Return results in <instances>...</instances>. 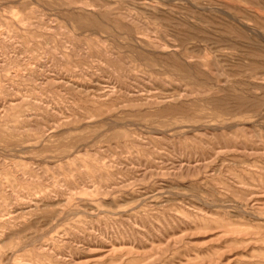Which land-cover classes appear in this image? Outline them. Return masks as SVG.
Masks as SVG:
<instances>
[{
	"label": "rangeland",
	"instance_id": "obj_1",
	"mask_svg": "<svg viewBox=\"0 0 264 264\" xmlns=\"http://www.w3.org/2000/svg\"><path fill=\"white\" fill-rule=\"evenodd\" d=\"M0 264H264V0H0Z\"/></svg>",
	"mask_w": 264,
	"mask_h": 264
}]
</instances>
